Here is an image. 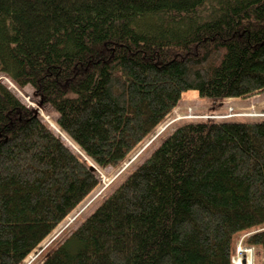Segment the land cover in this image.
I'll return each mask as SVG.
<instances>
[{
  "label": "trees",
  "instance_id": "obj_1",
  "mask_svg": "<svg viewBox=\"0 0 264 264\" xmlns=\"http://www.w3.org/2000/svg\"><path fill=\"white\" fill-rule=\"evenodd\" d=\"M0 76L57 113L0 83V264H22L185 93L264 92V0H0ZM197 116L40 264H233L241 234L264 264V117Z\"/></svg>",
  "mask_w": 264,
  "mask_h": 264
},
{
  "label": "rangeland",
  "instance_id": "obj_2",
  "mask_svg": "<svg viewBox=\"0 0 264 264\" xmlns=\"http://www.w3.org/2000/svg\"><path fill=\"white\" fill-rule=\"evenodd\" d=\"M0 83L9 85L23 99V101L36 109L47 121L48 119L46 117H50L49 122L55 124L57 117L56 111L52 108H42L37 101L33 99V90L31 87L21 90L13 83H10L9 79L5 76H0ZM196 115H199L197 116L198 119H208L209 117L207 115H224L227 118L235 117L234 119L264 117V92L253 95L249 98L225 99L223 101L217 99H200L199 95L193 93V91L183 95L181 104L175 108L165 121L161 123L143 142H141L137 148L134 149L123 163L116 168H111L109 170L100 169L101 184L51 233L50 236L39 245L38 248H36L35 251L24 260L22 264H40L46 253L57 244L61 243L76 228L79 220H82L81 218H84V216L87 217L98 207L99 204L97 203V200L105 199L111 189L120 183L124 172L135 161H137L139 156L151 146L154 145L153 147H155L160 144H158V142L162 138L161 135H163L166 130L169 133L174 127H176L178 122L194 118ZM210 118L213 117L210 116ZM214 118L221 119L225 117L215 116ZM49 125L51 126L50 123ZM53 129L58 131L57 128ZM64 138L66 139V143L72 145L65 136ZM89 163L92 164L90 161ZM246 236L247 234H241L236 237L237 244L235 247L236 252L233 258V264H243V260L246 261L245 264H248V253L251 254L252 264H262V258L255 255L254 249L244 246L243 242ZM238 258H240L239 263L237 262Z\"/></svg>",
  "mask_w": 264,
  "mask_h": 264
},
{
  "label": "bare ground",
  "instance_id": "obj_3",
  "mask_svg": "<svg viewBox=\"0 0 264 264\" xmlns=\"http://www.w3.org/2000/svg\"><path fill=\"white\" fill-rule=\"evenodd\" d=\"M209 118H210V117H209ZM213 118H214V117H213ZM206 119H207V118H206ZM211 119H212V118H211ZM214 119H215V118H214ZM152 136H153V135H152ZM155 138H156V137H155ZM251 258H252V257H251V254L248 253V259H247V260H248V261H247L248 264H252V259H251ZM239 260H240V258L237 259V262H238V263L240 262Z\"/></svg>",
  "mask_w": 264,
  "mask_h": 264
},
{
  "label": "water",
  "instance_id": "obj_4",
  "mask_svg": "<svg viewBox=\"0 0 264 264\" xmlns=\"http://www.w3.org/2000/svg\"><path fill=\"white\" fill-rule=\"evenodd\" d=\"M92 168H95V167H94V166H92ZM245 262H246V261H245V260H243V264H245Z\"/></svg>",
  "mask_w": 264,
  "mask_h": 264
},
{
  "label": "crops",
  "instance_id": "obj_5",
  "mask_svg": "<svg viewBox=\"0 0 264 264\" xmlns=\"http://www.w3.org/2000/svg\"><path fill=\"white\" fill-rule=\"evenodd\" d=\"M193 93H196V94H198L197 92H193ZM185 94H186V93H185ZM185 94H184V95H185Z\"/></svg>",
  "mask_w": 264,
  "mask_h": 264
},
{
  "label": "built area",
  "instance_id": "obj_6",
  "mask_svg": "<svg viewBox=\"0 0 264 264\" xmlns=\"http://www.w3.org/2000/svg\"><path fill=\"white\" fill-rule=\"evenodd\" d=\"M47 119H48V121H49V118L48 117H46ZM46 120V119H45Z\"/></svg>",
  "mask_w": 264,
  "mask_h": 264
}]
</instances>
